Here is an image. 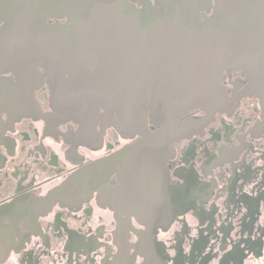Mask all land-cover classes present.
Segmentation results:
<instances>
[{
    "label": "flooded vegetation",
    "instance_id": "1",
    "mask_svg": "<svg viewBox=\"0 0 264 264\" xmlns=\"http://www.w3.org/2000/svg\"><path fill=\"white\" fill-rule=\"evenodd\" d=\"M14 52L0 39V264H264L262 80L223 71L213 112L183 113L172 144L117 160L142 137L105 127L102 110L85 135L44 118L50 81Z\"/></svg>",
    "mask_w": 264,
    "mask_h": 264
},
{
    "label": "water",
    "instance_id": "2",
    "mask_svg": "<svg viewBox=\"0 0 264 264\" xmlns=\"http://www.w3.org/2000/svg\"><path fill=\"white\" fill-rule=\"evenodd\" d=\"M1 1L9 8L1 12V41L26 57L22 71L39 66L50 81L44 118L71 120L85 135L102 110L105 127L142 137L144 148L129 145L117 160L172 144L179 115L213 112L224 97L223 71L262 80L264 92V0H213L209 15L199 13L198 0L141 9L123 0ZM49 17L66 21L50 25Z\"/></svg>",
    "mask_w": 264,
    "mask_h": 264
}]
</instances>
